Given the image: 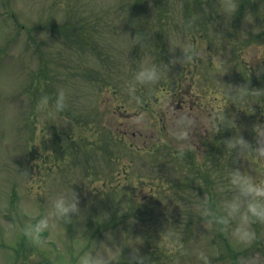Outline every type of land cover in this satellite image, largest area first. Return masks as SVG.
<instances>
[{
    "label": "rangeland",
    "instance_id": "374dc122",
    "mask_svg": "<svg viewBox=\"0 0 264 264\" xmlns=\"http://www.w3.org/2000/svg\"><path fill=\"white\" fill-rule=\"evenodd\" d=\"M64 25L86 33L87 46L70 45ZM181 49L201 55L169 64ZM164 63L158 82L129 92L141 65ZM240 86L264 90V0L234 16L218 0H0V264H78L101 242L112 264H129L133 251L145 264H203L200 252L209 264H264V224L244 245L200 208L206 197L223 214L232 167L264 180L253 155L234 164L223 144L240 134L254 145L252 126L264 123V94ZM59 89L67 107L43 118L39 99L54 104ZM139 112L142 126L131 123ZM184 116L189 136L178 141L169 129ZM72 191L80 214L30 241L25 224ZM166 227L175 250L160 237Z\"/></svg>",
    "mask_w": 264,
    "mask_h": 264
},
{
    "label": "clouds",
    "instance_id": "9594fccd",
    "mask_svg": "<svg viewBox=\"0 0 264 264\" xmlns=\"http://www.w3.org/2000/svg\"><path fill=\"white\" fill-rule=\"evenodd\" d=\"M219 7L226 16H234L239 12L240 5L238 0H218ZM138 37L136 35V40ZM183 52L182 58L173 59L169 62L188 63L194 57L201 55L199 52L192 51L189 54L187 49H181ZM217 63H222L218 57L215 58ZM168 71V64H163L158 67L155 64H143L135 73L133 81L128 84L130 93H134L137 85H152L158 82L161 74ZM244 95H261L264 90L250 89L248 86L238 87ZM137 99L139 103V98ZM66 105V93L63 89H59L56 93L54 104L50 103V97L47 95L41 96L37 103V111L42 114L43 118L54 117L56 114L63 112ZM146 119V114L139 112L131 116V123L142 126ZM229 123L234 125L235 120H229ZM191 121L187 116L176 120L175 127L169 129L172 135L178 141H184L188 138L189 132L187 125ZM254 134V145L246 140L242 135H234L223 141L226 149L234 151L237 159L234 164L239 163V158L245 155H253L256 162L264 167V123H256L252 126ZM188 145L179 143L177 145L178 153L183 156ZM229 184L231 196L223 199L220 202V209L223 214H217L208 206L206 197L200 200L201 213L204 217L209 218L210 224L218 226L222 232H231V235L241 244L250 245L255 238V233L252 230V225L255 223L264 224V180L257 182L255 178L249 175L246 171H242L240 167H232L229 172ZM221 187L219 191H224ZM79 200L77 194L72 191L71 194L60 193L54 196L49 203V211L35 223L28 222L23 227V234L30 240L36 243L40 242L41 234L44 232H53L58 227L60 222L71 223L74 215L80 214L78 207ZM235 222V223H234ZM234 225V226H233ZM162 241L169 249L175 250L178 244V239L175 233L166 227V230L160 233ZM114 255V250L112 252ZM198 258L203 261V264H209L207 256L200 252ZM129 264H145L146 257L139 254L138 251H133L128 258ZM78 264H112L111 256L105 251L104 242L99 243V250L95 252H86L79 257ZM240 264H256V258H241Z\"/></svg>",
    "mask_w": 264,
    "mask_h": 264
},
{
    "label": "trees",
    "instance_id": "16d2710c",
    "mask_svg": "<svg viewBox=\"0 0 264 264\" xmlns=\"http://www.w3.org/2000/svg\"><path fill=\"white\" fill-rule=\"evenodd\" d=\"M141 0H137V2H140ZM249 2V0H243V2L241 3L240 5V9H239V14L242 15L244 13V9L245 7L247 6V3ZM137 6L134 8V14L135 15H138L141 14L140 11L138 10H135V9H139V5L136 4ZM56 28H61V30L63 28V31H64V36H67L68 40H69V44L70 45H77V46H80V47H84V46H87L88 42H87V34L84 33L83 31H81L82 33H80V31H78V35L77 37L74 36L76 33H74L75 31L74 30H67L66 31V26L64 25L63 27L62 26H56ZM77 30V29H76ZM142 37V36H141ZM144 38V36L142 37ZM243 76V75H241ZM249 85H253V82H251ZM204 190L209 194V199H210V203L214 206V200L212 199V196H214L212 190L208 187H204ZM203 189H201V191H204ZM213 200V201H212ZM216 206V205H215ZM132 214V212H131ZM229 245V244H228Z\"/></svg>",
    "mask_w": 264,
    "mask_h": 264
}]
</instances>
